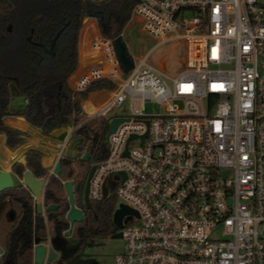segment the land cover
<instances>
[{
  "label": "built area",
  "instance_id": "1",
  "mask_svg": "<svg viewBox=\"0 0 264 264\" xmlns=\"http://www.w3.org/2000/svg\"><path fill=\"white\" fill-rule=\"evenodd\" d=\"M128 2L129 19L158 42L183 40L185 54L175 74L147 60L154 47L138 58L127 51L124 69L114 38L95 33L100 63L74 84L112 82L72 131L123 118L107 154L90 163L88 189L99 200L114 188L137 211L122 218L124 247L112 264H264V0ZM146 102L160 110L147 112ZM70 134L45 145L49 172ZM37 243L48 249L50 237L33 244V262Z\"/></svg>",
  "mask_w": 264,
  "mask_h": 264
},
{
  "label": "trees",
  "instance_id": "2",
  "mask_svg": "<svg viewBox=\"0 0 264 264\" xmlns=\"http://www.w3.org/2000/svg\"><path fill=\"white\" fill-rule=\"evenodd\" d=\"M128 0H0V133L5 144L14 148L29 134L4 121L7 115L23 117L42 132L61 124H75L83 118L82 100L91 90L112 86L108 79L93 80L85 89L72 88L68 79L77 66L80 30L87 17H94L99 33L120 38L129 19ZM124 42V41H123ZM27 101L22 107H11L12 91ZM107 118L84 121L72 131L79 139L77 151H88L87 160L62 155L59 175H50L43 191V203L57 204L43 215L36 210V200L21 185L0 192V243L4 252L0 264H34L33 244L50 237L51 245L61 253L62 264H82V247L95 236L106 237L117 228L113 222L116 197L111 194L95 200L97 217L90 212L71 236L63 234L69 202L63 180L74 178L78 195L90 162L103 158L108 151L105 134ZM43 153L34 148L25 152V167L35 176L45 177ZM69 237H73L71 241Z\"/></svg>",
  "mask_w": 264,
  "mask_h": 264
},
{
  "label": "rangeland",
  "instance_id": "3",
  "mask_svg": "<svg viewBox=\"0 0 264 264\" xmlns=\"http://www.w3.org/2000/svg\"><path fill=\"white\" fill-rule=\"evenodd\" d=\"M95 19V18H94ZM96 20V19H95ZM122 39L127 47L128 53L134 57L138 58L144 55L151 47H154L150 52L147 60L163 67L171 74L177 73L184 66V54H185V44L181 39H170L162 42H158L159 40L148 34L142 27V22L139 21L136 17L129 19L123 29ZM94 33V32H93ZM96 33H99L97 30ZM74 88V86L72 87ZM93 91V90H91ZM89 92L87 97L92 100L88 103L89 107L95 105L102 98L100 95H96L94 92ZM86 97V98H87ZM127 103H123L122 106L118 108V111L124 110V105ZM93 107V106H92ZM84 106H82V109ZM91 108V107H90ZM86 108V109H90ZM160 110V107L155 102H146V111L149 113H154ZM73 124H69L68 126H64L56 131L57 136L62 140L69 131L70 127L72 129ZM70 136L67 140V144L62 151V155H73L75 156L77 150L75 148V143L78 141L79 137L72 132H70ZM63 137V138H62ZM56 141V140H55ZM8 147L0 139V163L3 166H8L6 164L5 158L11 154ZM10 148V147H8ZM17 148V147H15ZM13 148V150L15 149ZM6 149V150H5ZM11 155L15 154L18 157L19 152L13 151ZM54 154V153H53ZM43 159V157H42ZM21 176L16 178V182H20ZM111 187V185H110ZM112 188V187H111ZM111 194L116 197L115 209L118 207L122 200L120 197L116 195L114 192V188L111 189ZM43 202V198L40 200ZM46 212V211H45ZM45 212L43 215H45ZM128 215L124 217V220L127 221ZM131 219L132 217L129 216ZM71 241H74L73 237H69ZM124 247V240L122 237H100L95 236L87 241V243L82 247V254L80 256V261L82 264H112L113 256L117 252L121 251ZM35 264H62L61 253L58 249H56L53 245L49 246L47 249V254L43 262L35 263Z\"/></svg>",
  "mask_w": 264,
  "mask_h": 264
},
{
  "label": "water",
  "instance_id": "4",
  "mask_svg": "<svg viewBox=\"0 0 264 264\" xmlns=\"http://www.w3.org/2000/svg\"><path fill=\"white\" fill-rule=\"evenodd\" d=\"M113 42H114L117 57H118L121 65L123 66L124 69L129 68L131 66V60H130V57L127 53V49H126L124 42L120 38H114ZM26 101H27V99L25 98V102ZM122 120H123L122 117H114L109 122V127H108L106 134H105V142L106 143L108 142L109 134L112 131H114L117 124ZM131 136H134V135H131ZM81 153H82L81 151H77L76 156H80ZM88 158H89V152L84 151L82 153V159L87 160ZM19 161L21 163L25 164L26 163L25 155H22V157L19 159ZM94 168H95V165L92 164L89 168L87 178H86L84 199H85V205L87 207L91 206L90 202H89V198H88V189H89V180H90V177L92 175ZM53 171L56 175L60 173V171H61L60 159H58L55 162V165L53 167ZM22 181H23L24 185L29 188V190L32 192L34 198L37 200V203H36L37 212L48 211L50 209H54L57 207V204H54V203L43 206V203L40 202V200L42 199V196H43V190H44L45 184L47 182V179H44L43 177L35 176L29 168H26L22 174ZM13 183H14L13 177H12L10 171L0 169V190L13 186ZM63 187L65 189V192H66V195L68 198V202H69V207H68V209L66 211V215H65L66 219L69 222V228L65 231V234L69 235L71 233V229H72L74 223L80 222L83 219V212L80 209V207H78L75 204L73 180L72 179L64 180L63 181ZM104 195H106V187L105 186H104ZM127 213L137 214V211L134 208H132V207H130L124 203H120L119 207L114 210L113 222L115 223V225L117 227H121L122 218ZM121 234L122 233L119 230V231H116L115 233H113L112 237H121ZM46 251H47L46 245H44L43 243H37L35 245V247H34L35 263L43 262Z\"/></svg>",
  "mask_w": 264,
  "mask_h": 264
},
{
  "label": "crops",
  "instance_id": "5",
  "mask_svg": "<svg viewBox=\"0 0 264 264\" xmlns=\"http://www.w3.org/2000/svg\"><path fill=\"white\" fill-rule=\"evenodd\" d=\"M97 30H98L97 22L94 19V17H87L80 30V34L78 38L77 66L68 79V83L71 87L74 86L76 80L82 75V73L85 70L100 63V60H101L100 52L90 46V38L92 35H94L97 32ZM91 92L92 93L94 92L96 95H101L102 91H100V89H94ZM91 101L92 100H90L88 96L87 98L82 100V106H84V108H90V107L92 108V106H94L93 104L90 107L88 105V103H90ZM24 103H25V97L19 94L16 90H13L12 96L10 99L11 107H15V108L22 107ZM4 121L5 123L11 126L17 127L23 131H26L29 134V137L24 142L19 144L17 148H15L14 150L6 146L5 148L8 149V151H10L11 154L15 153L13 151L19 152L18 157L21 155H24L25 152L30 148L38 149L43 153L42 164L46 167H48L49 165L53 163L54 154L46 150L45 145L48 144L52 140H58V139L60 140L61 138L57 136L56 131L64 126L69 125V124H61L53 128L50 132L44 133L38 127L30 124L21 116L7 115L4 117ZM71 131L72 129L70 127L67 134H69ZM0 139L3 142L5 141L4 133H0ZM11 154H9L5 158L6 164L8 166H3L0 163L2 168L9 169L11 160L16 157L15 154L13 155Z\"/></svg>",
  "mask_w": 264,
  "mask_h": 264
},
{
  "label": "flooded vegetation",
  "instance_id": "6",
  "mask_svg": "<svg viewBox=\"0 0 264 264\" xmlns=\"http://www.w3.org/2000/svg\"><path fill=\"white\" fill-rule=\"evenodd\" d=\"M18 146V145H17ZM16 146V147H17ZM15 148V147H14ZM11 149H13V148H11ZM82 153L84 152V151H81ZM82 153H81V155L80 156H77V157H81L82 158ZM25 155V154H24ZM76 156V155H75ZM22 157V155L21 156H19V157H15V158H13L12 160H11V164H10V167H9V169H4V168H2L1 167V165H0V169H3V170H8V171H10V173H11V175H12V177H13V186H11V187H15V186H17V185H21V186H25L24 185V183H23V181H22V174H23V171L27 168V167H25L24 168V170L22 171V173L21 174H19L18 172H17V170H16V165L17 164H23V163H21L20 161H19V159ZM26 159V158H25ZM91 163V162H90ZM23 165H26V163L25 164H23ZM55 165V164H54ZM90 166H91V164H90ZM90 166H89V168H90ZM45 168H46V171H47V174H46V176L45 177H43L44 179H48V177L50 176V175H56L55 173H54V171H53V173H51V172H49V170H48V167H46V166H44ZM88 171H89V169H88ZM87 174H88V172H87ZM57 175H59V174H57ZM19 176H21V178H20V182L19 183H17L16 182V178H18ZM37 177H42V176H37ZM86 178H87V175H86ZM86 178H85V180H84V184H83V187H82V189H81V191L78 193V195H75V193H74V198H75V204L78 206V207H80V209L82 210V212H83V219H84V217L88 214V212H90V213H92L93 215H94V217H97V214H96V212H95V210H94V206H93V204H94V202H95V200H93V199H91L90 197H89V194H88V198H89V202H90V207H87L86 205H85V199H84V196H85V184H86ZM69 179H72L73 180V190H74V178H69ZM64 181V180H63ZM63 181H62V183H63ZM28 190H29V188L27 187V186H25ZM7 188H10V187H7ZM4 189H6V188H4ZM4 189H2V190H0V192L1 191H3ZM65 190V189H64ZM30 191V190H29ZM44 191V190H43ZM30 193L32 194V192L30 191ZM66 193V192H65ZM33 195V194H32ZM67 196V195H66ZM34 197V196H33ZM42 198H43V196H42ZM68 199V198H67ZM36 200V199H35ZM36 203H37V200H36ZM43 203V202H42ZM43 206H45L44 205V203H43ZM35 207H36V205H35ZM45 211H43V212H41L42 214L44 213ZM82 219V220H83ZM81 220V221H82ZM80 221V222H81ZM67 222H68V220H67ZM80 222H75L74 223V225H73V227H72V229H71V233L69 234V235H67V236H71L72 234H74L75 233V231H76V229H79L80 227H82V226H80L79 225V223ZM69 228V222H68V226H67V229ZM119 228L120 227H117L116 228V230L114 231V232H112L111 234H109L108 236H111L112 237V234L113 233H115L116 231H119ZM67 229H65L64 231H63V234H65V231L67 230ZM66 235V234H65ZM51 242V241H50Z\"/></svg>",
  "mask_w": 264,
  "mask_h": 264
}]
</instances>
